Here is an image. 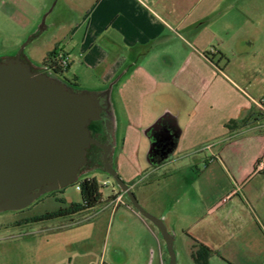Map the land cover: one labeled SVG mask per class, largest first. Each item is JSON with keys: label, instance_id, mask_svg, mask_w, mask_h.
I'll return each instance as SVG.
<instances>
[{"label": "crops", "instance_id": "0c3cea01", "mask_svg": "<svg viewBox=\"0 0 264 264\" xmlns=\"http://www.w3.org/2000/svg\"><path fill=\"white\" fill-rule=\"evenodd\" d=\"M53 1L47 15H54L50 21L44 17L40 27L60 28L67 22L54 45L67 56L69 67L96 73L103 85L89 91L106 96L116 124L124 114L129 119L126 129L139 132L169 115L179 127L177 157L159 167L180 161L190 173L151 174L154 183L148 185L166 192L137 196L166 226L173 244L179 242L177 257L182 255L183 264H189L187 257L190 264H199L192 254L204 246L209 250L207 264H264V102L230 73L232 49L226 43L231 37L238 46L256 44L251 38L242 41L226 16L243 0ZM41 3L40 16L50 6L48 0ZM244 119L246 125L240 126ZM231 120L238 126L230 130ZM219 144V163L227 174H195L203 151L215 154L212 149ZM245 144L254 150L248 158L235 164L223 157L228 151L244 156ZM109 200L104 207L116 215L119 209ZM133 213L151 235V241L135 235L139 250L147 252L145 263L170 264L148 219L138 210Z\"/></svg>", "mask_w": 264, "mask_h": 264}, {"label": "rangeland", "instance_id": "374dc122", "mask_svg": "<svg viewBox=\"0 0 264 264\" xmlns=\"http://www.w3.org/2000/svg\"><path fill=\"white\" fill-rule=\"evenodd\" d=\"M48 2L50 6L40 16L41 0H0V58H9L20 53L23 57L27 55L34 65L40 66L51 52L60 49V46L54 45V41L66 32L67 22L60 28L40 27L44 17L48 16L50 21L54 15V11L47 15L53 8L54 1ZM226 14L230 17L228 21L233 24L232 29L240 31L242 41L247 38L256 41L255 45L245 41L238 46L233 38H228L226 43L232 49L228 52L230 73L242 79L236 80L239 85L259 100H263L264 0H243L226 11ZM76 71H79L80 75L76 89L89 91L103 85L98 81L95 72L78 65L70 66L60 76L52 75L61 80L65 78L73 81ZM110 116L104 125L106 132L112 135L114 145L113 151L108 153V161L119 175H123L124 178L121 175L120 177L129 185L136 197L140 195L145 199L148 196L152 197L154 192L155 194L166 192L165 188L162 190L158 185L152 187L148 185L154 183L150 182L155 178L151 174L190 173V170L181 167L180 161L159 167L161 164L154 165V161L149 158L151 153L153 157L160 156L159 163H162L176 156L174 144L166 148L161 155L156 151V144L153 145L154 150L152 149L150 137L145 131L155 123L143 131L132 132L126 129L128 116L121 115L119 125L116 124L115 116L113 114ZM134 136L138 141L133 139L134 142H126V139L135 138ZM222 146L223 144H219L212 149L215 154L203 151L201 159L197 162L195 174H227L219 163L218 152ZM253 152L251 144L248 146L245 144L244 156L236 157L228 151L223 157L235 161L236 164L237 160L246 159ZM94 177L101 186L104 201L83 212L53 219L30 220L34 216L56 211L70 203L80 202L81 192L76 184L51 195L43 194L24 211H0V264H146L147 252L142 254V250H139L135 235L141 233V237H145L147 241H151V235L134 217L133 212L137 213L135 206L127 195L123 200L129 207L119 204L117 206L119 211L116 215L112 214L111 208L104 207L105 200H108L116 189L121 188L114 178L102 169L91 171L85 169L78 176V180ZM147 224L162 239L166 257L170 259L167 242L159 229L148 220ZM173 250L176 264L177 261L183 264L185 260L182 259V255L177 257L180 250L178 241L173 244ZM187 262L189 264L191 262L188 257Z\"/></svg>", "mask_w": 264, "mask_h": 264}, {"label": "water", "instance_id": "95a60500", "mask_svg": "<svg viewBox=\"0 0 264 264\" xmlns=\"http://www.w3.org/2000/svg\"><path fill=\"white\" fill-rule=\"evenodd\" d=\"M102 109L97 92L75 91L55 75L33 71L20 53L0 60V211L23 209L42 193L76 182L88 148L92 144L107 148L89 130ZM104 163L136 210L160 230L170 264H176L166 226L139 204L109 163L107 150Z\"/></svg>", "mask_w": 264, "mask_h": 264}, {"label": "trees", "instance_id": "16d2710c", "mask_svg": "<svg viewBox=\"0 0 264 264\" xmlns=\"http://www.w3.org/2000/svg\"><path fill=\"white\" fill-rule=\"evenodd\" d=\"M58 54H59L58 50L51 52L42 61V64L40 66L34 65L33 63H31V61H29L27 59L26 60L30 64L33 71L43 72V73H47L50 75L56 74V75L60 76L61 74H63L68 69L69 65L67 67H62L59 64V62L57 61ZM0 60L3 61V59H0ZM63 80L70 87H72L73 90L81 91L80 89L78 90L75 88V86L77 84L73 83V81H69L65 78ZM164 120L174 121L178 132H180L179 127L177 126L175 120L173 119L172 116H169V115H166L165 117L163 116V117L159 118L155 122V124L158 125ZM246 122H247V119L242 120L240 126H245ZM237 126H238V123L235 120H231L230 122L227 123V127L230 130L233 128H236ZM89 130L91 132V135L94 138H97L99 140H100V138H102L103 140L106 139V133L107 132H106V130H105V128L101 122L92 121L89 125ZM149 131H150V129L147 130V132H149ZM150 140H151V145H152L151 147L154 150L153 145H154L155 141L153 138H150ZM93 146L95 149L98 150V152L96 153V156L94 157V159L92 160L91 163H89V164L87 163L84 165V167L80 171V174L83 173V171L85 169H88L89 171L99 170V169L107 171L106 167H105L103 155H102V150L96 145H93ZM149 158L152 161H154V165H157V164H159V162H161V157L160 156L153 157L152 153L150 154ZM154 158H156V159H154ZM74 184L79 186V190L81 192V201L80 202L70 203L67 206L60 207L56 211L46 212L42 215L34 216L33 218H30V220L39 221V220L53 219V218L73 215V214L91 209L103 201V194L101 191V186L95 177L94 178H84L82 180L77 179ZM62 190H60V191H62ZM60 191H57V192H60ZM54 193H56V192H54ZM192 255H193L194 260L197 263H199V264H207L208 263L209 250L207 248H205L204 246H201L200 250L195 251Z\"/></svg>", "mask_w": 264, "mask_h": 264}, {"label": "flooded vegetation", "instance_id": "af4514ba", "mask_svg": "<svg viewBox=\"0 0 264 264\" xmlns=\"http://www.w3.org/2000/svg\"><path fill=\"white\" fill-rule=\"evenodd\" d=\"M17 56L14 55L12 57ZM21 59H23L24 61H27L25 57L22 56V54H20ZM10 58V57H9ZM3 60H6L7 58H0ZM99 98H100V102L101 105L103 107L101 113H100V118L96 121H99L102 123V125L104 126L105 123L111 118L110 115H112L111 111H110V106H109V101L107 100L106 96L102 94H98ZM148 130V129H147ZM146 130V134L150 137L154 139V144H156V151H158V153L161 155V153L164 152V150H166V148L171 147L173 144L176 145L177 143V139H178V130L175 126L174 121L171 120H164L162 121L160 124H158L156 126V128H151L149 132H147ZM168 137H170L169 139H167ZM97 139V138H96ZM102 145L107 146L106 149L96 145V144H92L88 150H87V154H86V163L85 164H89L92 162V160L94 159V157L96 156V153L98 152L97 149L94 148L93 145L98 146L101 150H102V155H103V159H104V154L106 152V150L109 152H111V146L113 144L112 142V135L110 133H106V139L103 140L102 138L97 139ZM151 142V141H150ZM39 190H34L32 192L37 193ZM60 190H56V191H50V192H44L41 195H39L38 197H36V199L27 207L20 209V210H16V211H24L25 209L30 208L43 194L47 193L49 195H51L54 192H57Z\"/></svg>", "mask_w": 264, "mask_h": 264}, {"label": "built area", "instance_id": "2783aa9c", "mask_svg": "<svg viewBox=\"0 0 264 264\" xmlns=\"http://www.w3.org/2000/svg\"><path fill=\"white\" fill-rule=\"evenodd\" d=\"M58 52H59V54L57 57V61L59 62V64L62 67H67L70 64L69 59L67 58V56L63 52H60V51H58ZM263 102H264V99L261 100L260 103L263 104ZM209 147H211V145ZM105 184H107V183H105ZM126 195H127V193L125 191L117 190L114 192L113 195H111L109 197L110 198L109 203L113 206V208H116L117 206H119V204H124V205L129 207V205L126 204V202L123 200L126 197Z\"/></svg>", "mask_w": 264, "mask_h": 264}]
</instances>
